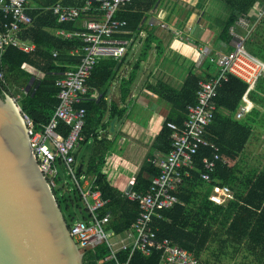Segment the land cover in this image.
Masks as SVG:
<instances>
[{
    "label": "trees",
    "instance_id": "16d2710c",
    "mask_svg": "<svg viewBox=\"0 0 264 264\" xmlns=\"http://www.w3.org/2000/svg\"><path fill=\"white\" fill-rule=\"evenodd\" d=\"M58 1L72 7H83L88 1L91 2L92 8L99 6L95 0H29L26 7L32 23L26 25L18 35L20 39L33 45V51L23 52L13 46H7L0 51V73L3 76L0 78V97H3L4 92L14 94L20 88L29 87L26 95L19 100V106L30 118V135L40 131L48 123L58 104L55 74L70 68L75 61L69 55L70 50L83 46L79 38L62 39L51 34V30L54 29L68 33L83 30L81 26L83 17L68 23L57 22V17L52 14L50 8ZM159 1L161 0H133L115 13L114 19L126 23L123 30L127 35L118 37L125 40L134 37L146 22L147 13ZM213 1H216L222 10L227 11L228 15L226 20H219L207 12L203 13V18L208 21V29L215 26L218 28L212 37L211 44L214 49L209 56L204 58L198 69L194 67L201 51L198 47L204 44L191 36L194 40L192 46L195 45L196 52L193 53V60L189 63L190 67L181 86L178 88L168 86L165 82L153 78L154 85L150 84L147 88L148 92H152V95L162 99L171 107L170 114L154 142L156 149L163 153L169 151L171 143V131L165 123L173 122L180 126L186 117L187 107L196 101L198 83L216 76L220 68L215 62L218 55L215 53L214 44L230 50L234 39L231 29L244 37L245 51L264 64V12L260 18L254 17L264 10V0ZM31 6L38 8L31 10ZM177 9L178 6L174 5L171 13L175 14ZM252 11L253 16H249ZM189 17L190 14L184 15L181 26ZM164 18L167 23L170 21V16L164 15ZM241 19L248 21L246 27H242L243 30L236 25ZM7 20L8 17L4 18L0 15V24L7 23ZM180 28L178 29H183ZM182 32L185 34L187 31L182 30ZM153 36L148 33L145 38L139 61L145 57L147 59L152 48L155 49L157 60L161 56L163 50L160 48V42L154 44L153 41L156 39L154 40ZM53 53H56L55 57ZM114 65L115 61L110 57L99 58L86 82V87L101 88V94L105 93L109 81L114 76L112 71ZM131 82V78L123 80L121 85H129ZM247 88L245 82L227 74L226 80L217 90V97L214 99L216 110L208 129V138L217 145L220 161L216 162L215 172L211 175V184H206L199 178V172L203 171L202 158L211 155V150L201 148L197 156H194V169L188 171L189 176L183 177L175 191L179 203L160 210L161 218L152 220L153 226L157 229V238L168 239L185 250L194 251L196 256L207 242L211 243L214 248L210 252L212 259H205V264H209L210 260L221 264L224 259L234 261L237 258H239L237 264H264V158H259L256 154L250 158L251 151L248 147L249 142L259 141L264 135V74L256 80L251 90L247 91ZM90 93H87V97ZM244 95L250 101L251 107L242 118L236 119L234 114ZM86 98L75 106V109L85 110L81 130L84 139L80 145L90 138L94 143L84 173L96 177L95 187L101 197L108 200L104 208L98 211L100 217L110 215L106 229L119 233L132 228L137 215V204L129 201L107 181L103 160L108 143L104 140H96L95 129L89 128L91 114L101 109V103L86 101ZM69 130L70 127L63 123H59L56 129L63 137L68 135ZM249 164L251 165L248 166ZM140 172L130 191L145 192L150 179L158 173V170L147 162ZM60 181V178H57L56 185ZM212 185L224 186L231 191L232 199L225 208L209 202L208 195ZM65 220L69 227L68 220L66 218ZM108 253L104 245H99L93 250H85L82 264L159 263L157 251L144 256L137 250L126 249L116 253L115 259L104 260Z\"/></svg>",
    "mask_w": 264,
    "mask_h": 264
},
{
    "label": "built area",
    "instance_id": "2783aa9c",
    "mask_svg": "<svg viewBox=\"0 0 264 264\" xmlns=\"http://www.w3.org/2000/svg\"><path fill=\"white\" fill-rule=\"evenodd\" d=\"M28 1L0 0V15L4 18L8 17L7 23L0 24V51L7 46L16 47L23 52L33 51V45L20 39L18 35L26 25L32 23V18L27 11L28 7H26ZM95 1L99 3L97 8H92L90 1L83 7L65 6L57 2L50 8L52 14L57 17L58 23H68L84 18L81 23L83 30L79 32L68 33L56 30V34L63 38H79L83 46L71 51V55L77 57L74 68L65 70L55 80L58 104L48 123L40 131L30 135L33 155L41 173L52 188L56 187L55 180L58 178L55 167L61 164L79 193L88 221L79 220L69 225V235L79 248L85 251L104 245L109 252L104 260H110L115 259L117 251L130 249L131 243L133 249L144 256H149L153 251L159 252L158 264H202L192 252L168 239L157 238V229L153 226L152 220L161 218L160 210L179 203L175 191L183 177L189 176L188 171L194 169L193 159L201 148L211 150V155L202 158L203 171L199 172V178L202 182L211 184V175L215 172L216 162L220 161L217 145L208 138V129L216 110L214 99L217 97V90L226 80L227 74L242 80L248 86L247 91L251 90L256 80L264 74V64L245 51L244 39L240 36L230 50L221 46L216 48L215 52L218 56L215 62L220 69L214 78L198 83L196 101L187 107L186 117L180 126L173 122L165 123L171 131L170 149L161 158L155 160L158 173L150 179L145 192H126L127 199L137 204V215L132 228L124 230L121 234H115L105 228L109 222V214L103 217L98 214L108 200L103 199L95 187L96 177L94 175L86 177L85 174L77 171L74 153L84 139L81 130L85 110L75 109V106L87 97L86 82L98 59L105 56L118 58L130 45L131 39L124 40L118 37L127 35V32L123 30L125 21L116 20L113 17L133 0ZM263 12L264 10L261 13L258 12L254 17L260 18ZM249 16H251L250 13ZM247 23V20L241 19L236 25L242 28L246 27ZM155 24L161 25V22L156 21ZM169 29L176 39L193 44L190 28L185 34L177 28L169 27ZM233 30H230L232 35H234ZM210 42H204V46L201 44L198 47L201 49L199 54L201 62L213 50ZM2 77L0 73V78ZM26 93L27 88H20L17 93L4 92V95L10 97L15 104L22 123L30 132V118L21 111L19 106V100ZM248 106L249 101L243 96L234 114L235 118H242L249 110ZM59 123L70 127L66 137L57 133ZM228 199H231V194L227 187L212 185L208 195L210 202L220 205Z\"/></svg>",
    "mask_w": 264,
    "mask_h": 264
},
{
    "label": "crops",
    "instance_id": "0c3cea01",
    "mask_svg": "<svg viewBox=\"0 0 264 264\" xmlns=\"http://www.w3.org/2000/svg\"><path fill=\"white\" fill-rule=\"evenodd\" d=\"M174 5H177L178 9L175 14H172L171 10ZM30 8L32 10L38 7L31 6ZM216 11L222 12L224 16L228 15V12L222 10L219 4H216L213 0H161L147 13L146 22H144L137 34L130 38L131 43L123 55L118 58L113 56L100 57H110L115 61L112 69L114 76L109 81V86L105 93L101 94V88L87 87V93H91L86 98V101L93 100L95 103L98 101L101 103V109L93 111L91 114L89 128L91 130L95 129L96 140H104L108 143L103 160L105 175L110 186L125 196L126 192L132 190L136 177L141 173V168L147 162H150L157 169L155 160L165 154L156 149L154 142L162 129L164 121L170 114L171 107L162 99L152 95V92H148L147 88L150 84L154 85L155 80L153 78L165 82L168 86L180 87L190 67L189 63L193 60V53L196 52L195 45L192 46L193 44L190 45L176 39L169 27L171 29L181 27L180 29L183 28L182 30L185 32L190 28V36H193L195 40L202 43L210 42L215 34L214 31H217L218 28L215 26L208 29V21L203 18V13L207 12L213 17L220 19V17L215 15ZM186 14H190V17L183 27L181 22ZM250 14L253 16V11ZM164 15L165 17L170 16L168 23ZM156 21L161 22V25H156ZM148 33L154 35L152 37L154 40L156 39V41H153L154 44L160 42V48L163 51L161 50V56L157 60L155 49L152 48L148 53L147 59L145 57V59L139 61L144 48V40ZM51 34L62 39H72L57 35L55 29L51 30ZM120 39L125 40V38ZM154 44L152 43V47H154ZM210 45L212 46L211 42ZM214 46H216L215 49L219 48L218 45L214 44ZM71 51L69 55L75 61L68 69L74 68L77 62V57L71 55ZM55 56L56 53H53V57ZM201 63L199 58H197L194 67L198 69ZM59 74L61 73L55 74L56 79ZM130 78L132 82L129 85H121L123 80ZM26 88L28 91L29 87L27 86ZM250 106L251 104L249 103L248 108ZM261 139H263V136ZM251 142H249L248 147H250ZM261 142L259 145H261ZM93 148L94 143L92 138H90L76 149L74 158L78 172L85 174L87 161ZM85 176L90 177L92 175L85 174ZM230 194L232 199L231 191ZM231 199L225 200L217 206L225 208ZM106 230L113 232L112 229ZM122 232L115 234H121ZM132 246L133 244L130 243V249L135 250ZM190 252L196 256L194 251ZM196 257L200 259L202 264H205V257L201 259L200 254ZM206 259H212L210 254ZM223 261L236 263V259L234 261L224 259ZM223 261L221 264H225ZM209 264L219 263H216V261L213 263V260H210Z\"/></svg>",
    "mask_w": 264,
    "mask_h": 264
},
{
    "label": "water",
    "instance_id": "95a60500",
    "mask_svg": "<svg viewBox=\"0 0 264 264\" xmlns=\"http://www.w3.org/2000/svg\"><path fill=\"white\" fill-rule=\"evenodd\" d=\"M264 141V135L261 144ZM30 134L10 97H0V264H82Z\"/></svg>",
    "mask_w": 264,
    "mask_h": 264
},
{
    "label": "rangeland",
    "instance_id": "374dc122",
    "mask_svg": "<svg viewBox=\"0 0 264 264\" xmlns=\"http://www.w3.org/2000/svg\"><path fill=\"white\" fill-rule=\"evenodd\" d=\"M215 3L217 4L216 1H215ZM215 15L217 17H220L219 20H226V16H224V14H222V12L216 11ZM241 29L243 30V28H241ZM233 34H234L233 35L234 39H233V42L231 44V47L237 43L238 36L242 37L241 35H238V33L234 32ZM235 34H236V36H235ZM242 38L244 39V37H242ZM244 97L247 99L246 95H244ZM249 103H250V101H249ZM260 141H261V139L259 141H254V142L250 143L249 151H251V152L248 151L250 153V158H251V156L253 157V155H255V154L258 155L259 158H264V141L261 145H259ZM251 160H253V159H251ZM250 165L251 164H249L248 166H250ZM55 168L57 170L58 178H60L61 181H60V183H58L56 185L55 189L52 188V190H53V192H54V194L58 200V203H59V206H60V209L62 211L63 216L68 220L69 225H71L73 222L79 221V220L88 221V216H87V213L85 211L84 204L81 201L80 197H78L79 194L77 192V189H76L73 181L69 178V176L67 175V172L63 166L56 165ZM77 248H78L79 252L83 253V251H84L83 249L79 248L78 246H77ZM213 249L214 248H212V244L211 243L209 244V242H207V244H205L202 247V250L200 252V258L203 259L205 257V259H206L207 256L210 254V252L213 251ZM238 261H239V258L236 259L235 264H237ZM223 263L234 264V262L231 263L228 261H223Z\"/></svg>",
    "mask_w": 264,
    "mask_h": 264
}]
</instances>
